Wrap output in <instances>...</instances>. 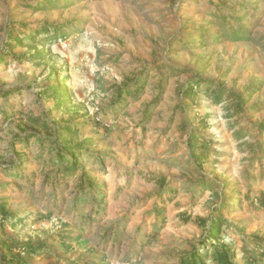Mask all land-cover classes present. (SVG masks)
I'll list each match as a JSON object with an SVG mask.
<instances>
[{
	"label": "rangeland",
	"instance_id": "rangeland-1",
	"mask_svg": "<svg viewBox=\"0 0 264 264\" xmlns=\"http://www.w3.org/2000/svg\"><path fill=\"white\" fill-rule=\"evenodd\" d=\"M193 252L264 264V0H0V264Z\"/></svg>",
	"mask_w": 264,
	"mask_h": 264
},
{
	"label": "trees",
	"instance_id": "trees-1",
	"mask_svg": "<svg viewBox=\"0 0 264 264\" xmlns=\"http://www.w3.org/2000/svg\"><path fill=\"white\" fill-rule=\"evenodd\" d=\"M231 36H233V39L235 40H243L245 39V36H243V34L240 32H237V31H232L231 32ZM27 39H32V36H30L29 38ZM15 40H16V44L17 45H22L24 43V40L20 37H15ZM54 76L57 77V75L54 73ZM200 82H197V85L199 84ZM145 85V82L143 83V87ZM55 88H58V86H56ZM62 92L63 93H67V88L66 86H62ZM62 94H59L57 95V97L61 96ZM65 95V94H63ZM215 101L217 103L221 102L222 101V97L221 96H218ZM69 132L71 130H68ZM74 152V150H72ZM76 153V156L79 157L80 154L79 152H74ZM70 157V156H69ZM63 160H66L67 158H61ZM74 160V159H73ZM73 160H67L68 161V167H67V170L69 172H74V167H75V162ZM71 161V162H70ZM86 180L89 182L90 184V178H86ZM91 185H92V182H91ZM263 203V202H261ZM219 221V223L215 222L213 223V225L211 226V228L209 229V238L211 240L213 239H217L220 235V232H221V228H222V222L221 220H217ZM4 246L6 249H8L9 251H13L15 249V247L18 249V251H23V252H27L29 254H36V255H43V254H47L46 253V247L43 246L42 244L40 243H35L33 241H29V242H25V243H22V244H19V243H13V244H8L7 242H4ZM7 256L9 257H14L13 254H8ZM19 259V258H17ZM6 263V262H5ZM204 264V260H203V256L200 252H193V254L191 255H188L185 257V260L183 262V264ZM220 264H234V262L230 259V254L229 253H224L222 256H221V259H220Z\"/></svg>",
	"mask_w": 264,
	"mask_h": 264
}]
</instances>
